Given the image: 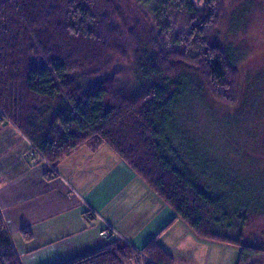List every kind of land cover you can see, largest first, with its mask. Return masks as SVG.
Wrapping results in <instances>:
<instances>
[{
	"label": "trees",
	"instance_id": "1",
	"mask_svg": "<svg viewBox=\"0 0 264 264\" xmlns=\"http://www.w3.org/2000/svg\"><path fill=\"white\" fill-rule=\"evenodd\" d=\"M135 1L151 8L161 34L181 17L193 21L171 45L154 38L153 47L137 60L141 89L132 96L119 89L116 76L89 85L73 79L78 72L97 75L106 55H118L109 0H0V110L47 161L58 163L92 138L105 143L196 236L238 247L241 259L263 253L243 241L250 216L264 213L263 197L248 201L241 184L202 170L196 156L210 148L201 144L202 137L191 136L183 126L187 121L181 120L193 89L203 88L231 107L239 102L241 56L215 35L223 0ZM178 138L195 147L181 149ZM140 260L176 264L156 238L139 251L120 241L60 264ZM0 264H23L1 212Z\"/></svg>",
	"mask_w": 264,
	"mask_h": 264
},
{
	"label": "crops",
	"instance_id": "2",
	"mask_svg": "<svg viewBox=\"0 0 264 264\" xmlns=\"http://www.w3.org/2000/svg\"><path fill=\"white\" fill-rule=\"evenodd\" d=\"M34 151L14 123L0 121V212L23 264H60L120 241L139 251L153 238L176 264H203L205 251L224 248L175 220L171 206L109 145L86 142L56 164ZM89 211L97 216L87 220ZM181 222L184 238L174 229ZM183 240L187 252L176 258Z\"/></svg>",
	"mask_w": 264,
	"mask_h": 264
},
{
	"label": "rangeland",
	"instance_id": "3",
	"mask_svg": "<svg viewBox=\"0 0 264 264\" xmlns=\"http://www.w3.org/2000/svg\"><path fill=\"white\" fill-rule=\"evenodd\" d=\"M199 5L203 7L204 2ZM106 6L110 7L109 23L116 41L113 49L118 55H106V65L97 75L88 76L78 72L73 79L89 85L116 76L119 89L135 96L141 89L137 60L153 47L155 37L171 45L177 36L188 32L193 20L181 17L175 21V27L170 32L161 34L149 6L140 5L135 0H109ZM222 6L215 35L222 45L237 48L241 56L239 102L231 107L214 99L203 88L193 89L194 93L183 109L181 119L187 122L178 126L180 133L184 126L191 136L202 137L201 144L210 148L206 152L210 156L204 152L196 156L202 170L211 169L217 172L213 174L216 178L230 184H241L248 201L260 197L264 199V0H223ZM248 85L252 90L249 97ZM0 112V121L7 119ZM89 141L95 142L93 138ZM189 144L185 138L176 139V145L181 149L194 146L190 147ZM185 156L191 161L190 155ZM181 225L184 224L181 222L174 229L184 238V227ZM243 235L244 242L264 249V213L250 216ZM179 244V248L175 249L176 258L187 252L183 248L185 241ZM222 245V250L214 248L205 251L207 260L202 259V263L210 260L209 264H264V252L247 254L241 259L238 247Z\"/></svg>",
	"mask_w": 264,
	"mask_h": 264
},
{
	"label": "built area",
	"instance_id": "4",
	"mask_svg": "<svg viewBox=\"0 0 264 264\" xmlns=\"http://www.w3.org/2000/svg\"><path fill=\"white\" fill-rule=\"evenodd\" d=\"M1 116H2V114H1V112H0V119H1ZM33 154H35V155L37 154V155L43 157V155L40 154V152H39L37 149L34 151ZM95 216H96V213L93 212V211H89V212H87V213L85 214V218H86L87 220H91V219H93ZM110 232H111L110 227H108L107 229L104 230V234H105L106 236H107L108 234H110Z\"/></svg>",
	"mask_w": 264,
	"mask_h": 264
}]
</instances>
